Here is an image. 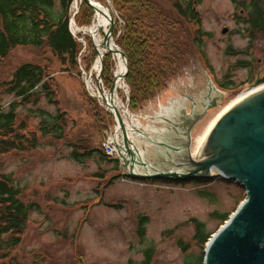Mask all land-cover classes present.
Segmentation results:
<instances>
[{
  "label": "rangeland",
  "instance_id": "1",
  "mask_svg": "<svg viewBox=\"0 0 264 264\" xmlns=\"http://www.w3.org/2000/svg\"><path fill=\"white\" fill-rule=\"evenodd\" d=\"M55 1L59 8L58 0ZM175 1L159 0L171 17H176ZM74 3L71 20L81 7L75 9ZM195 6L201 17V31L191 23H183L186 31L182 36L190 51L187 64L157 98L137 113H131L144 126L169 130L165 134L151 132V140L184 149L188 139L182 133L186 132L187 124L203 114L211 97L225 94L224 101L206 112L192 130L191 149L194 159L201 161L195 149L198 137L236 96L254 84L259 72V78H264V35L255 32L250 35L244 23L246 13L232 0H200ZM101 35L104 38L102 31ZM75 38L83 46L77 68L64 65L48 48H17L0 64L1 83L9 82L17 68L27 63L45 68L47 77L43 83L52 92L54 101L51 103L39 87L38 103H20L16 112L21 121L37 132L38 147L0 158V172L14 180L26 203L37 206L27 220L21 246L11 256L20 264H140L150 247L155 252L153 264H187L196 260L201 250L193 242L195 226L191 220L201 221L208 232L215 234L221 222L213 218V213L235 212L240 200H245L246 191L235 182L221 178L185 184L138 180L128 177L122 163L117 166L103 162L104 143L112 136L114 127L104 130L99 125L88 97L105 109V103L93 90L97 92L101 88L109 92L113 84L108 88L102 78L99 81V71L95 69L97 58L88 69L87 61L94 57L91 47L97 55L91 37L79 32ZM112 61L114 76L119 69L114 54ZM89 75H92V90L87 86ZM227 75L233 84L230 90L223 91L221 86L226 83ZM211 87L217 92L210 91ZM126 96V88L118 91L122 106H126ZM16 101L19 102L17 96L0 93L4 111ZM175 102L180 103V118H186L184 129L177 128L181 134L175 133L166 122L147 119L158 116L161 106L170 108ZM60 116L61 138L54 133L47 136L38 133L43 122L50 130L55 125L54 119ZM136 147L146 162L163 164L168 169L172 168L171 164L160 163L161 158L169 159L166 151L174 156L176 163L187 159L185 149L177 153L145 140L136 141ZM157 164L155 167L161 170ZM137 168L143 170L141 166ZM141 226L145 228L143 238ZM181 242L190 249L184 251Z\"/></svg>",
  "mask_w": 264,
  "mask_h": 264
},
{
  "label": "trees",
  "instance_id": "2",
  "mask_svg": "<svg viewBox=\"0 0 264 264\" xmlns=\"http://www.w3.org/2000/svg\"><path fill=\"white\" fill-rule=\"evenodd\" d=\"M108 5L107 0H96ZM110 6L117 11L123 27L119 30L118 25L114 29V40L126 53L129 70L126 84L130 89L131 112L137 113L144 105L158 97L159 93L166 90L169 82L177 78L180 69L187 64L190 58L189 46L183 40L185 34L183 23L193 24L201 31V17L196 10L195 4L200 0H176L173 4L176 17H171L165 12L159 0H109ZM233 3L247 15L245 24L250 35L255 32L264 35V0H232ZM59 8L55 0H0V64L3 63L11 52L17 48H48L53 55L59 57L64 65L77 68L79 55L83 49L70 32V9L74 0H58ZM75 23L80 27H90L95 12L86 3L79 8ZM122 32L119 35V32ZM195 39V38H194ZM88 44L90 39L86 38ZM93 48L94 57L87 61L88 69L97 58ZM113 55L107 54L103 59L104 69L102 72L103 85L111 88L114 82ZM46 69L40 65L27 63L15 71L9 82H0V93H8L17 96L19 102L10 105L4 111L0 103V158L12 152H28L38 147L39 137L30 124L21 121L16 112L17 107L22 104L38 103L39 87L42 94L49 98L51 103L52 92L43 81L47 77ZM226 83L221 88L228 90L233 82L230 76H225ZM43 83V84H42ZM264 84V78L260 79ZM91 110L99 125L109 129L113 124V117L102 109L95 99L89 98ZM55 125L49 130L42 123L38 133L42 136L54 133L60 138L61 116L54 119ZM103 162L119 163L110 160L106 155L102 157ZM216 178L195 180H159L169 184H185L190 182H212ZM232 182V181H231ZM23 192L14 184V180L0 172V264H20L11 256L12 252L21 246L27 220L33 210L37 209L35 204L26 203ZM243 200H240V204ZM237 207V208H238ZM237 208L234 210L236 211ZM230 214L214 212L213 218L219 219L221 226L229 220ZM146 220L142 222L145 223ZM195 226L193 242L201 252L196 260H189L187 264H204V250L213 233L208 232L206 225L199 220H191ZM140 236L143 238L144 229L140 227ZM184 251L190 249L189 245L180 243ZM155 256L154 249L147 248L144 259L140 264H153ZM133 264V263H131Z\"/></svg>",
  "mask_w": 264,
  "mask_h": 264
},
{
  "label": "water",
  "instance_id": "3",
  "mask_svg": "<svg viewBox=\"0 0 264 264\" xmlns=\"http://www.w3.org/2000/svg\"><path fill=\"white\" fill-rule=\"evenodd\" d=\"M83 1L93 11L95 10V3L97 2L94 0ZM103 6L111 15L109 29L107 32H102L104 34L103 43L107 49L106 53L115 54L118 60L120 59L125 64L124 73L120 77L115 75L116 79L109 91L112 95L117 88L116 83L118 81L125 84L129 64L126 53H123L117 43L112 40L116 23L112 10L105 5ZM226 32L225 29L224 33ZM92 44L98 55L96 63L100 61L101 67L97 77L101 81L104 55H100L93 39ZM259 76L260 74L257 75L255 83L246 91L247 95L237 99L234 105L227 108L205 136L199 148V154L196 153L201 161L194 159V153L191 149L192 130L203 119L208 110L217 107V102L224 101L225 96L214 97L212 105H206L203 114L196 115L195 119L187 124L186 132L182 133L188 139L184 147L187 159L176 163L173 159L174 156H170L169 152L166 151L169 159L161 158L160 163L171 164L172 168L169 169L163 164L156 163L161 167L159 170L155 167V163L150 164L146 162L144 157L139 156L140 151L133 141H130L128 130L119 109L106 104L107 109L112 110L111 114L115 120L113 135H117L118 131L122 132V143L115 144V148L118 152V160L122 163V168L128 176L149 181L162 179L184 181L206 179L213 177V174L216 173L221 179L233 181L246 191L244 202L224 223L225 225L209 239L204 251V264H264V85H259ZM88 77L91 79L92 75ZM98 93L103 97L104 93L101 88H99ZM98 99L103 101V99ZM129 101L130 97L127 99L128 103L125 108L130 113ZM149 119L155 121L153 117H149ZM184 120L186 118L181 117L177 123L168 119L165 122L172 125L175 133L181 134L177 128L184 129ZM148 140L153 145L177 153H182L184 150L164 142H155L151 138ZM137 165L141 166L143 170L149 168L152 173L146 171L136 173Z\"/></svg>",
  "mask_w": 264,
  "mask_h": 264
},
{
  "label": "bare ground",
  "instance_id": "4",
  "mask_svg": "<svg viewBox=\"0 0 264 264\" xmlns=\"http://www.w3.org/2000/svg\"><path fill=\"white\" fill-rule=\"evenodd\" d=\"M95 2H97L96 0H94ZM81 3V0H75L74 3V8L78 9L79 5ZM99 3V2H97ZM95 3V16H94V23L93 25L90 27V29L88 28H82V27H78L76 25H73L72 31L77 34V33H83L89 37H92L94 43L96 44L98 51L100 53V55H105V53L107 52L106 47L104 46V38L101 35V31L102 32H107V30L110 27V18L111 15L110 13L104 8V4H102L101 2L99 4ZM111 47H113L111 45ZM95 69L96 71H98L100 69V61H98L95 65ZM125 71V64H123V62L119 59V69L116 72L117 76H121ZM91 79H89V81H87V86L90 90H92L93 88H91ZM116 90L114 92V94H110L109 92H107L106 90H104V94L103 97L98 93V89L97 92L93 90V93L96 95V97L103 99V102L105 103V105L107 104L110 107H116L117 109H119L120 113L122 114V119L125 123V127L128 130V134H129V139L130 141H133V143L136 146V141L139 140H145L148 141V143L150 144L151 141L149 142L148 138H150V133H158V134H165L168 133L169 130H167V128L165 129H157L154 125H147L144 126L142 124V122L140 121V119H137L134 115H132L131 113L126 111V108H124L122 106L121 100L120 98H118V91L120 89H124V87L122 86V82L118 81L116 83ZM210 91H214V87L210 88ZM92 92V91H91ZM246 93L241 94L240 96H236L235 99L233 101L230 102L229 105H227L225 107V109H223V111H221L219 114H217V117L215 118V120L213 122H211L209 124L208 129L204 132V134L200 137H198L197 141H196V152L199 154V148L201 146V144L203 143L205 136L208 134V132L211 130V128L213 127L214 123L221 117V114L225 112V110L229 107H231V105H234L237 99H241L244 96H246ZM180 103L179 102H175L173 105L170 106V108H165L161 106V112L159 113L158 116L155 117V122L160 123V122H165V120H172V121H177L180 119V114H181V107L178 106ZM147 119L149 120V118L147 117ZM151 120V119H150ZM152 121V120H151ZM119 129V127H118ZM120 131H118L117 136L115 137L114 142L117 144H121L122 143V138L119 135ZM152 144V143H151ZM137 148V147H136ZM139 156L142 158L143 157V153L142 151H140ZM149 172L152 173V170H150L149 168L147 170H139L138 168L135 170L136 173H144V172Z\"/></svg>",
  "mask_w": 264,
  "mask_h": 264
},
{
  "label": "built area",
  "instance_id": "5",
  "mask_svg": "<svg viewBox=\"0 0 264 264\" xmlns=\"http://www.w3.org/2000/svg\"><path fill=\"white\" fill-rule=\"evenodd\" d=\"M105 150L110 156H114L115 155V153H114L115 151H114V148H113V146H112V144L110 142V139L105 145Z\"/></svg>",
  "mask_w": 264,
  "mask_h": 264
},
{
  "label": "flooded vegetation",
  "instance_id": "6",
  "mask_svg": "<svg viewBox=\"0 0 264 264\" xmlns=\"http://www.w3.org/2000/svg\"><path fill=\"white\" fill-rule=\"evenodd\" d=\"M259 74H261V72H259ZM217 103H219V102H217Z\"/></svg>",
  "mask_w": 264,
  "mask_h": 264
}]
</instances>
